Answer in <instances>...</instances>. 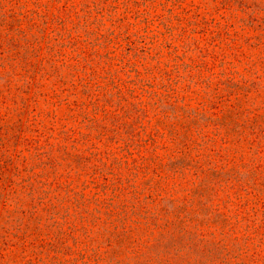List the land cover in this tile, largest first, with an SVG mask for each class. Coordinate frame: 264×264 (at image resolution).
<instances>
[{"label": "rangeland", "instance_id": "1", "mask_svg": "<svg viewBox=\"0 0 264 264\" xmlns=\"http://www.w3.org/2000/svg\"><path fill=\"white\" fill-rule=\"evenodd\" d=\"M231 15L213 0H0V72L6 76L3 81L13 82L11 89L0 86V153L14 160L0 172V264H188L177 262L172 252L163 253V245L156 242L157 229L139 219L135 210L170 211L172 200H179L195 212V165L215 172L211 181L217 185L206 191V211L212 206L226 215L239 239V244L229 246L227 262L209 264H264V144L246 125L264 123V55L246 45L241 56L231 57L225 42H213L216 25L225 24ZM236 21L232 17L231 35H256ZM59 31L99 64L100 82L108 71L117 74L127 100L118 105L116 96L106 109L114 116L121 114L126 125L119 134L110 133L113 140L99 139L82 118H71L68 104L59 105L53 96L51 80L41 81L48 101L45 96L31 100V94L20 90L25 88L31 41L43 40L44 57ZM59 48L67 56L73 52L68 45ZM145 84L154 85V99ZM56 89L61 94L64 86L57 83ZM23 95L30 97L29 109L23 137L16 144L8 127L21 118ZM33 123L46 131L43 144L53 134L48 130L52 127L59 131L67 125L91 133L88 140L78 135L77 142L64 144L71 155L89 162L66 159L59 152L54 166L46 159L42 162L31 148L37 137L31 132ZM127 132L138 135L130 152L123 140ZM36 175H44L43 181L60 199L55 202L58 220L63 223L64 247L72 253L62 257L67 262H28L37 255L31 251V230L21 225L31 223L25 187ZM75 192L81 207L74 204ZM105 200L114 204L113 219L105 207L96 211ZM121 217L128 220L127 231L116 228L122 226ZM53 223H45L50 226L40 232L41 239L59 231Z\"/></svg>", "mask_w": 264, "mask_h": 264}, {"label": "trees", "instance_id": "2", "mask_svg": "<svg viewBox=\"0 0 264 264\" xmlns=\"http://www.w3.org/2000/svg\"><path fill=\"white\" fill-rule=\"evenodd\" d=\"M218 4V9H226L232 13L230 19H226V23H219L216 26V30L213 36V42H225L227 50L232 51L231 57L238 58L241 56L243 48L247 45L253 48L260 49V55H264V0H213ZM232 17L236 18L241 24L243 29H249L256 33V35L250 36H238L239 34L231 35L229 28L233 27ZM196 25V22H191ZM232 25H231V24ZM207 26L210 24L209 21L205 23ZM224 26V28L222 27ZM43 40H45L46 29L42 31ZM66 34L59 31L56 37V43L48 47V53L42 57L43 53V40L35 39L31 41V61L26 60V73L23 77L24 89H20L23 94L33 98H41L43 96L47 99V93L42 88V80H51V88L55 91L53 95L58 99L59 105L67 103L71 112V118L78 121V118H82V124L86 125V128L91 132H97L98 138L113 140L111 132L116 135L119 134L118 130L123 124L121 121L122 115L117 114L114 116L111 114L106 107L113 105L115 97H119L121 105L122 101L127 100L121 87L120 81L116 73L108 71L107 75L103 78L104 81L100 82V72L98 71L99 64L95 63L94 59L90 58V55L77 46V43L70 38L65 37ZM68 41V42H66ZM70 46L73 48L71 56H67L63 53L59 47ZM228 56L225 55L222 58V63L225 62ZM6 76L0 72V86H9L12 88V81L5 79ZM3 81V82H2ZM143 81V80H141ZM228 79L229 87L234 88L235 83ZM140 82V81H139ZM60 83L64 86L61 94L56 93V85ZM138 83V81H137ZM258 86L257 83H255ZM147 87L146 93L154 99L157 92L154 90L153 84H145ZM67 93L66 98L64 94ZM133 94V91L130 92ZM1 96V95H0ZM29 98L21 97L23 109L19 113L21 118L19 121L10 128L12 132V139L19 144L23 137L24 127V115L29 109ZM48 101V99H47ZM115 103V102H114ZM160 106L163 108L167 107V104L163 101H158ZM243 108V107H241ZM124 109V108H123ZM245 110V108H243ZM103 114V118H99V115ZM250 125L252 134L259 139L260 144H264V123L258 124V120L250 123L246 121V125ZM47 129V126L44 127ZM53 132L52 135L47 137L42 143V139L46 137V131L41 130L36 123L31 124V132H35L37 137L31 140L32 146L37 151L39 159L47 160L46 164L54 166L57 161L54 157L56 152L63 154L65 158L71 157L75 161L79 160L80 163L89 162L83 158V156L71 155L67 152V146L64 144L68 141L73 140L77 142V136L80 135L82 139H90L91 133L78 132L74 127H68L64 125L58 131L54 127L48 128ZM57 134V135H56ZM116 137V136H115ZM138 135L135 132H127V136L123 139L126 142V148L130 152L134 143L137 141ZM11 141V139H9ZM56 140L57 142H52ZM138 145V144H137ZM0 146V150H1ZM39 152V153H38ZM67 156V157H66ZM0 172L4 173L5 167H10L14 163L12 157H8L6 153H0ZM107 163H104L103 167L100 168L102 173L106 172ZM196 168V180L199 182L194 183L193 198L191 200V206L196 207L195 212H189L185 202L179 200H172L173 208L170 211L161 209L159 212H150L144 210H135V214L145 221L151 228L157 229L156 242L163 245L164 254L172 252L175 254L177 262H188V264H209L210 262H227V257L231 253L229 246H235L239 239L233 236L236 232L234 224L226 217V215L219 214L212 210V206L206 211L205 199L208 198L207 190H215L216 183L211 181V178L216 179L215 172H210L202 169L200 165L194 166ZM95 173L98 170L95 167ZM218 176V175H217ZM44 175H36L31 177L29 185L25 187L28 192V198L31 199L30 203V217L28 224L25 222L21 226L27 225V229L31 230V251L36 254L37 257L28 262H67L63 261L62 257L72 254L69 249L64 247L63 232L58 218H60V212L58 211V205L55 202L60 201L58 196H53L51 185L48 182L43 181ZM42 179V180H41ZM60 189V188H59ZM117 191V190H115ZM198 191L204 192L202 196L196 195ZM71 190L67 192L69 194ZM77 192L73 194L74 204L78 207L82 206L81 200L76 198ZM199 197V198H198ZM1 198V196H0ZM106 205L100 206L96 211H102V208H107L106 215L109 218H114L116 213L112 209L114 204L103 201ZM178 203H181L180 205ZM124 209V207H118ZM161 208V205L158 207ZM78 211V210H76ZM206 211V212H205ZM27 212V211H26ZM45 216H47L46 222L53 221L51 226L59 227V231L56 232L55 236H50L47 233L46 238H40L41 231L44 230ZM25 217V216H24ZM24 217L22 219H24ZM61 218H67L62 216ZM164 220V224H162ZM120 221L122 226H116V228H123L127 231V218L121 217ZM116 222V220H114ZM113 222V223H114ZM141 222L142 221H138ZM223 227V228H222ZM214 231H211V229ZM226 228V229H225ZM23 229V227H22ZM209 230V232H208ZM221 230L220 232H218ZM129 232H126L127 235ZM232 242L233 244H231ZM7 243V242H5ZM24 252V251H23ZM38 260V261H37Z\"/></svg>", "mask_w": 264, "mask_h": 264}, {"label": "clouds", "instance_id": "3", "mask_svg": "<svg viewBox=\"0 0 264 264\" xmlns=\"http://www.w3.org/2000/svg\"><path fill=\"white\" fill-rule=\"evenodd\" d=\"M205 131H207V129H206ZM194 154H195V153H194Z\"/></svg>", "mask_w": 264, "mask_h": 264}]
</instances>
